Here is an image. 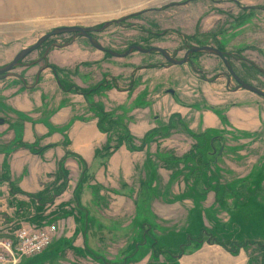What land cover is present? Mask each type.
Listing matches in <instances>:
<instances>
[{
  "label": "rangeland",
  "instance_id": "rangeland-1",
  "mask_svg": "<svg viewBox=\"0 0 264 264\" xmlns=\"http://www.w3.org/2000/svg\"><path fill=\"white\" fill-rule=\"evenodd\" d=\"M121 19L94 35L100 46L117 53L156 47L177 59L185 46H209L230 56L240 80L264 91V0H0V68L56 28ZM48 60L65 89L77 92H59L47 70L31 91L10 77L0 81V141L8 128L58 134L57 121L110 120L114 129L100 131L110 147L97 151L108 157L105 180L99 183V170L86 185L83 170L69 204H56V175L39 201L0 184V237L21 227L56 228L43 253L19 264H227L226 252L264 264V99L234 91L236 82L212 55L194 54V70H162L155 68L167 63L157 53L116 59L80 38ZM38 67L18 71L27 86ZM119 72L124 89L135 74L132 93L82 95ZM134 126L146 132L134 135Z\"/></svg>",
  "mask_w": 264,
  "mask_h": 264
},
{
  "label": "crops",
  "instance_id": "crops-1",
  "mask_svg": "<svg viewBox=\"0 0 264 264\" xmlns=\"http://www.w3.org/2000/svg\"><path fill=\"white\" fill-rule=\"evenodd\" d=\"M19 68L15 70L17 71V74H19L18 71L23 70ZM169 68H166L164 66L162 68L155 69L168 70ZM27 71L31 73L30 69H27ZM38 72L39 71L36 70V72L34 73L33 81L30 86L26 85L25 79L21 77V74H14L10 79L11 81H15V83L17 84H22V89H24L25 91H31L33 88L37 87L35 86V78L38 75ZM110 77L120 79L124 78V76ZM129 78H131V80L133 81L134 76H129ZM59 90V92H64L60 88ZM133 90L134 89H132L131 91L122 92L112 89V91L119 94L132 93ZM58 97L60 98V94H58ZM21 110L17 111L22 114L21 112L23 111ZM58 111L59 117L66 119L67 116L68 118V115L70 113L69 110L66 109L60 111L59 109ZM21 116H24V118H26V122L32 123V120L28 119L30 118L28 117V115ZM4 123L2 125H4ZM134 127V129H136L134 131V135L135 133H138L136 135L140 136L146 132L141 127ZM66 128H68V131H65ZM15 129L16 128H8L9 132H7V135L2 134L1 138H7V141H0V184L7 183L9 189L13 187L24 194L33 196L39 194L40 192L49 191L50 188H52L50 186H52L55 182L54 176L56 174L57 178H61L59 180H56V192L60 190L61 184L62 186H64L61 192H59L56 195V198H54L56 199V204L65 202L69 204L71 198H74L76 200L74 196V194L77 192L76 184L81 177L83 170L87 172L88 180L86 181V185L94 184V182H92L93 175L99 170V183L100 181L105 180L102 172L103 170H105V167L106 169L108 167V157L105 154L99 155L97 151L101 152L103 146L106 145L108 138L98 130L96 123L91 124L80 123L77 121H68L61 124L57 121L56 129H58V134H54L53 131H35L33 129L20 128L19 134H17ZM41 143L43 144V146L40 145ZM24 145H28L31 148L26 149L23 147ZM124 154L128 156L125 152L121 155L118 154L121 156L122 161H125L126 156ZM114 157L118 158L119 156ZM104 162L105 165L103 164ZM59 172H61V174H59ZM3 176H5V181L2 180ZM96 176L98 177L99 175L96 174ZM1 180L3 182H1ZM62 207L67 208L68 205L64 204L62 205ZM226 254L228 257V260H225L226 262H228L227 264L245 263V261L243 262L242 260L240 261L239 259H237L238 256L233 257L234 255L230 252H226ZM220 256L221 252H218V257Z\"/></svg>",
  "mask_w": 264,
  "mask_h": 264
},
{
  "label": "water",
  "instance_id": "water-1",
  "mask_svg": "<svg viewBox=\"0 0 264 264\" xmlns=\"http://www.w3.org/2000/svg\"><path fill=\"white\" fill-rule=\"evenodd\" d=\"M174 5V4H172ZM123 21V19L121 20H117V21H111V22H107L102 24L98 29L95 28H81V27H61V28H56L54 30H52L50 33H47L46 35L42 36L40 39H38L33 45L27 47V48H23L21 51H19L14 58L12 59V61L8 62L5 66L0 68V81L6 79V78H12L14 75V71L21 66V62L25 60V58L32 53L33 51H37L42 44L46 41L49 40L52 37L58 36V35H64V34H75V36H80V37H85L88 39V42L90 44V46L97 50L100 51L102 53H106L107 55H109L112 58H116V59H124L127 58L129 55H131L134 52L143 54V55H149L152 53H157L159 55H161L163 57V59L166 61L167 65L165 66L166 68L169 67H173V66H183L187 63H189V57L191 55L194 54H204V55H212L215 56L217 58H219L224 66L226 71L230 74V77L236 82L237 87L234 91L237 90H244L246 92L252 93L262 99H264V91L251 86L245 82H243L242 80H240L230 69V65L229 63L226 61V56H228L227 53L222 52L218 49L209 47V46H203V47H196V46H191L188 47L187 52L183 55V57L181 59H176L173 57H170L166 51L160 49V48H156V47H152V48H142L140 46L137 45H131L127 48L126 51H124L123 53H117L111 50H107L104 49L103 47H101L93 38H91L88 34L90 32H101L107 28H109L112 25H119L121 24ZM74 36V37H75ZM53 47L56 48V45H54ZM47 52H49V49L46 50V52H44V57L46 56ZM45 68L40 69V71L38 72V75L35 78V86L38 83V76L40 75V73L44 70ZM169 94L173 95V91H168ZM4 123V120L0 119V126Z\"/></svg>",
  "mask_w": 264,
  "mask_h": 264
},
{
  "label": "built area",
  "instance_id": "built-area-1",
  "mask_svg": "<svg viewBox=\"0 0 264 264\" xmlns=\"http://www.w3.org/2000/svg\"><path fill=\"white\" fill-rule=\"evenodd\" d=\"M56 228L21 227L10 238L0 237V264H19L24 258L43 253L51 245Z\"/></svg>",
  "mask_w": 264,
  "mask_h": 264
},
{
  "label": "flooded vegetation",
  "instance_id": "flooded-vegetation-1",
  "mask_svg": "<svg viewBox=\"0 0 264 264\" xmlns=\"http://www.w3.org/2000/svg\"><path fill=\"white\" fill-rule=\"evenodd\" d=\"M95 29H98V28H95ZM102 32V31H101ZM97 33H99V32H90L88 35L91 37V38H93L97 43H98V41L94 38V35H96ZM62 36H67V38H65L63 41H61V43L60 42H58L57 40H55V41H51V40H53L54 38H58V37H62ZM75 34H64V35H58V36H55V37H52V38H50L49 40H46L43 44H42V46L36 51V52H39L43 47H45V49H44V51L43 52H41L40 53V56H39V58L38 59H33V60H31V61H29V62H26V59H27V57L31 54H29L26 58H25V60L24 61H22L21 62V66H20V68L21 69H23V70H27V69H31V68H34V67H37V66H39L38 68H37V70L38 71H40V69H42V68H45L44 70H47V71H49L50 73H51V75H52V77H53V79L55 80V81H57V84H58V86L60 87V89H61V86H60V82H58L59 80H57L58 79V72L56 71V66L54 65H51L50 63H49V60H48V57H49V53L50 52H52L53 51V49H56V51H60V50H64V49H67V48H69V47H71V46H73L74 44H75V42H76V40H78V39H86L87 40V42H88V39L87 38H85V37H80V36H75ZM89 43V42H88ZM99 44V43H98ZM54 45H56V48L55 47H53ZM100 45V44H99ZM102 47V46H101ZM188 47H191V46H185V52H184V54L187 52V50H188ZM49 49V52H47V54H46V56L44 57L43 55H44V52H46V50H48ZM105 49V48H104ZM164 51H166V50H164ZM34 52V51H33ZM166 53L170 56V57H173V58H176L174 55H170L167 51H166ZM106 54V53H105ZM183 54V55H184ZM161 56V55H160ZM162 57V56H161ZM183 57V56H182ZM194 57V55H191L190 57H189V63H187V64H185V65H188L190 68H191V70H194V67H193V60H192V58ZM163 58V57H162ZM226 58H230V56L228 55V56H226ZM177 59V58H176ZM228 62V61H227ZM229 65H230V63H229ZM162 67H164L163 65L162 66H160V67H157V68H162ZM19 68V67H18ZM17 68V69H18ZM19 68V69H20ZM230 69L232 70V68H231V65H230ZM43 70V71H44ZM42 71V72H43ZM17 71H15V72H13L14 74H16V75H19V74H17L16 73ZM232 72H233V70H232ZM121 72H119V73H117V76H123L122 74H120ZM228 73V72H227ZM234 73V72H233ZM41 74V73H40ZM235 74V73H234ZM135 74H131L130 76H134ZM224 76H230V74L228 73L227 75L226 74H223ZM236 75V74H235ZM40 76V75H39ZM111 76H114V75H111ZM119 79L120 78H114V77H110V76H108V77H106V78H103L102 79V82L100 83V82H97L93 87H91V89H89V90H92V89H94V88H101L102 90L101 91H103V90H107L108 88H111V89H115V90H117V91H131L132 89H133V83H132V80L131 81H129V84H130V86L128 87V89H124V88H121L120 89V86H119V83H118V81H119ZM131 79V78H130ZM71 90H73L74 92H77V86H71V88H70V91ZM97 92H99V91H97ZM82 95H84V93H82Z\"/></svg>",
  "mask_w": 264,
  "mask_h": 264
},
{
  "label": "trees",
  "instance_id": "trees-1",
  "mask_svg": "<svg viewBox=\"0 0 264 264\" xmlns=\"http://www.w3.org/2000/svg\"><path fill=\"white\" fill-rule=\"evenodd\" d=\"M246 10V9H245ZM60 81V86H61V88H62V90L63 91H65V92H67V91H70V90H67V89H65V86H64V82L62 81V79H60L59 80ZM70 88V87H69ZM102 89L101 88H94V89H92V90H86L85 92H83L84 93V96H90V95H93L94 93H97V91H101ZM103 122V121H102ZM100 123V124H97V127H98V130L99 131H101V132H103L104 131V129L106 130L105 132H103V133H109V132H112L113 131V129H114V127H113V125L110 123V120H108V122H105L107 125H104V123ZM119 138V137H118ZM122 140H124V139H120L119 138V140L118 141H122ZM123 142V141H122ZM118 144H120V143H118ZM24 148H26V149H30L31 147L30 146H28V145H24L23 146ZM110 149V147H109V141H108V139H107V143H106V147L104 148V150H109ZM59 174H61V172H59ZM56 175V174H55ZM59 179H61L60 177H56V180H59ZM63 179V178H62ZM3 181H5V176H3V179H2ZM1 180V182H3ZM64 188V186H62V184L60 185V190L58 191V192H56V195L59 193V192H61V190ZM10 190L12 191V192H14V195L15 194H20V195H24V196H27V198H30V199H34V200H40L41 199V197L43 196H45L46 197V195H48L50 192L49 191H44V192H40L39 194H37L36 196L35 195H33V196H30V195H27V194H24V193H22V192H20V191H18V189H15V188H13V187H11L10 188ZM56 195H54L53 194V197L54 198H56Z\"/></svg>",
  "mask_w": 264,
  "mask_h": 264
}]
</instances>
